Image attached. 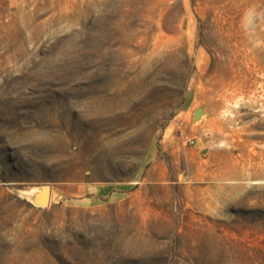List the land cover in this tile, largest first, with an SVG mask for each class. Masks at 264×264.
Here are the masks:
<instances>
[{"label": "rangeland", "instance_id": "1", "mask_svg": "<svg viewBox=\"0 0 264 264\" xmlns=\"http://www.w3.org/2000/svg\"><path fill=\"white\" fill-rule=\"evenodd\" d=\"M0 264H264V0H0Z\"/></svg>", "mask_w": 264, "mask_h": 264}, {"label": "water", "instance_id": "2", "mask_svg": "<svg viewBox=\"0 0 264 264\" xmlns=\"http://www.w3.org/2000/svg\"><path fill=\"white\" fill-rule=\"evenodd\" d=\"M202 109H205V107L201 106L195 109L194 115H193L194 120L198 119L199 115H202L199 113ZM39 187H43V188L45 187V189L43 191L41 190V191L32 193L31 199L33 202H35L38 205H41V206L47 205L51 198V190H52L51 186L49 184H43V185L38 186L37 188Z\"/></svg>", "mask_w": 264, "mask_h": 264}, {"label": "crops", "instance_id": "3", "mask_svg": "<svg viewBox=\"0 0 264 264\" xmlns=\"http://www.w3.org/2000/svg\"><path fill=\"white\" fill-rule=\"evenodd\" d=\"M196 98H197L196 94H193V95H190L189 94V95H187V97L185 99V102H184V106L186 107V110L187 111H189L192 108H194V104H195Z\"/></svg>", "mask_w": 264, "mask_h": 264}, {"label": "bare ground", "instance_id": "4", "mask_svg": "<svg viewBox=\"0 0 264 264\" xmlns=\"http://www.w3.org/2000/svg\"><path fill=\"white\" fill-rule=\"evenodd\" d=\"M43 190L45 189V187L43 188V187H41Z\"/></svg>", "mask_w": 264, "mask_h": 264}, {"label": "built area", "instance_id": "5", "mask_svg": "<svg viewBox=\"0 0 264 264\" xmlns=\"http://www.w3.org/2000/svg\"><path fill=\"white\" fill-rule=\"evenodd\" d=\"M192 142H193V140H192Z\"/></svg>", "mask_w": 264, "mask_h": 264}]
</instances>
